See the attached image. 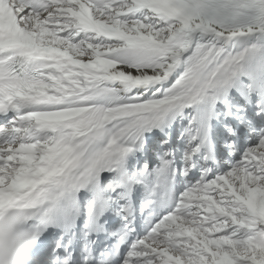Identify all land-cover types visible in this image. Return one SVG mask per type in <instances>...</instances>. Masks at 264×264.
Segmentation results:
<instances>
[{
  "label": "snow or ice",
  "instance_id": "snow-or-ice-1",
  "mask_svg": "<svg viewBox=\"0 0 264 264\" xmlns=\"http://www.w3.org/2000/svg\"><path fill=\"white\" fill-rule=\"evenodd\" d=\"M0 264H264V0H0Z\"/></svg>",
  "mask_w": 264,
  "mask_h": 264
}]
</instances>
